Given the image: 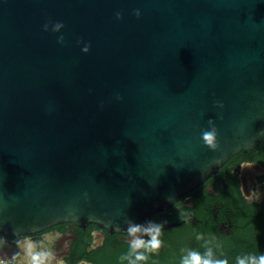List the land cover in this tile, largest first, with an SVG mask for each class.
<instances>
[{
	"label": "water",
	"instance_id": "obj_1",
	"mask_svg": "<svg viewBox=\"0 0 264 264\" xmlns=\"http://www.w3.org/2000/svg\"><path fill=\"white\" fill-rule=\"evenodd\" d=\"M263 136L264 0H0V232L145 226Z\"/></svg>",
	"mask_w": 264,
	"mask_h": 264
},
{
	"label": "flooded vegetation",
	"instance_id": "obj_2",
	"mask_svg": "<svg viewBox=\"0 0 264 264\" xmlns=\"http://www.w3.org/2000/svg\"><path fill=\"white\" fill-rule=\"evenodd\" d=\"M257 193L259 199L249 198ZM150 221L163 224V246L148 261L137 264H180L188 238L198 234L204 239L197 240L196 251L203 255L211 247L216 258H226L237 245L257 240L264 231V136L257 146L232 155L197 188ZM22 236L35 239V247L42 251L49 250L55 240L54 250L63 264H128L120 260L130 251L126 232H111L94 223L62 222L18 235L0 232V241H7L0 252L13 257L17 238Z\"/></svg>",
	"mask_w": 264,
	"mask_h": 264
},
{
	"label": "clouds",
	"instance_id": "obj_3",
	"mask_svg": "<svg viewBox=\"0 0 264 264\" xmlns=\"http://www.w3.org/2000/svg\"><path fill=\"white\" fill-rule=\"evenodd\" d=\"M135 15L139 18V10L135 11ZM116 18L122 19V14L118 12ZM63 27V23L56 22L52 25L51 30L53 32H59ZM44 30H49L48 24L44 25ZM58 43H64L63 35L58 38ZM78 43H80V41H78ZM89 50L90 45H85L82 49L85 53ZM215 106L223 108L224 104L221 101H216ZM218 118H223L222 113L218 114ZM208 123L211 125L213 121L209 120ZM201 139L206 146L213 150L218 148L217 129L215 127H212L211 130H203L201 132ZM259 197L260 195L258 193L255 196H249V198L253 200H257ZM162 230L163 224L155 223L154 221L147 222L146 227L130 223L126 232V236L130 237L128 240L130 251L128 254L121 256L120 260H128V264H137V262L148 261L152 254H158L163 246V241L161 240ZM145 235L148 236L149 239H143L142 237ZM196 238L198 241L204 239L202 234H198ZM35 244L36 240L32 239L30 236L17 238L18 251L11 258L7 257L6 253L0 252V264H63L62 258L58 257L54 250L55 240L52 241V247L46 251L39 250L35 247ZM6 245V240L0 241V249L6 247ZM133 256L134 259L132 258ZM180 264H229V261L227 258H216L213 249L211 247H206L203 255L196 250H187V255L181 257ZM235 264H264V254L237 256Z\"/></svg>",
	"mask_w": 264,
	"mask_h": 264
},
{
	"label": "trees",
	"instance_id": "obj_4",
	"mask_svg": "<svg viewBox=\"0 0 264 264\" xmlns=\"http://www.w3.org/2000/svg\"><path fill=\"white\" fill-rule=\"evenodd\" d=\"M189 249L197 250V238L195 236L188 238L187 246L185 247V252L183 253V256L187 255V250ZM234 250L235 251L233 252V254L229 253L230 255L227 254L228 256H226L229 261V264H235L236 257L240 255L245 256L247 254H264V231L257 240H252L249 244L247 243V245L239 244ZM223 258H225V256H223Z\"/></svg>",
	"mask_w": 264,
	"mask_h": 264
}]
</instances>
